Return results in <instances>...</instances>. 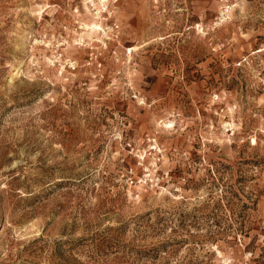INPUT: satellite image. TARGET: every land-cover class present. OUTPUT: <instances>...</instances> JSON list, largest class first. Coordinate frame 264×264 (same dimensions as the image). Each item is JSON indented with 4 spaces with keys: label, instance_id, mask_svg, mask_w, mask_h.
<instances>
[{
    "label": "rangeland",
    "instance_id": "374dc122",
    "mask_svg": "<svg viewBox=\"0 0 264 264\" xmlns=\"http://www.w3.org/2000/svg\"><path fill=\"white\" fill-rule=\"evenodd\" d=\"M0 264H264V0H0Z\"/></svg>",
    "mask_w": 264,
    "mask_h": 264
}]
</instances>
